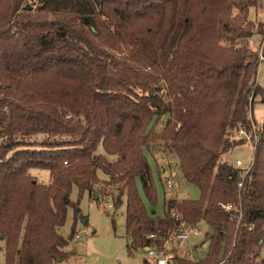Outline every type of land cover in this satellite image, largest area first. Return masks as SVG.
Masks as SVG:
<instances>
[{"label":"trees","instance_id":"1","mask_svg":"<svg viewBox=\"0 0 264 264\" xmlns=\"http://www.w3.org/2000/svg\"><path fill=\"white\" fill-rule=\"evenodd\" d=\"M259 3L0 0V264L66 259L81 217L74 187L80 197L110 196L114 207L125 201L129 248L149 245L150 234L159 243L176 210L210 232L203 258L173 264H264V120L248 117L262 90L259 50L249 47L256 34L264 52V23L249 17ZM252 126L258 140L242 179L224 155ZM156 140L199 189L196 199H165L163 216L140 194L157 200L145 154ZM32 168L47 170L48 183ZM70 206L66 238L59 228Z\"/></svg>","mask_w":264,"mask_h":264},{"label":"rangeland","instance_id":"2","mask_svg":"<svg viewBox=\"0 0 264 264\" xmlns=\"http://www.w3.org/2000/svg\"><path fill=\"white\" fill-rule=\"evenodd\" d=\"M249 17L254 21L264 23V0H260L259 5L250 9ZM249 47L254 50L262 48L259 35L255 34L249 39ZM256 81L262 90L253 98L250 111L256 126H260L264 120V60L260 61L257 67ZM154 123H156L155 130H160L164 123V117L154 118L152 124ZM162 147L156 140L152 142L149 149H145V154L153 170L157 192V200L153 205L147 201L140 187V194L148 210H153L157 216L164 214L165 199L177 198L181 200L199 197L198 187L183 177L176 154L167 153ZM97 152L104 153V150L99 147ZM253 152L251 141L247 137L245 142L227 152L224 158L226 157L232 164L239 159L242 162V167L245 168L251 164ZM168 164L172 166L177 181L176 189L165 187L167 171L161 173L160 168L166 169ZM29 174L34 176L39 183L46 184L49 181V173L45 169L32 168L29 170ZM97 176L102 183L107 179V175L101 169H97ZM70 197L73 202H78L80 209L81 217L79 216L75 223V233L79 232V238L73 236L69 239V244L65 249L70 254L59 264H143L144 259L151 261L143 247L129 248L131 238L127 237L125 230V201L118 207L108 208L104 202L103 194H100L98 200L93 196L89 197L87 193H83L80 197L76 187L73 188ZM73 220L74 209L70 206L67 210L65 223L59 228L66 238L71 232ZM196 227L200 230V234L191 233L188 239L180 242L179 246L183 251H188L186 256L194 260L201 259L206 255L209 242L205 233L210 232V227L202 221L196 224ZM0 245L2 246V242ZM1 260H3L2 252L0 253Z\"/></svg>","mask_w":264,"mask_h":264},{"label":"built area","instance_id":"3","mask_svg":"<svg viewBox=\"0 0 264 264\" xmlns=\"http://www.w3.org/2000/svg\"><path fill=\"white\" fill-rule=\"evenodd\" d=\"M262 60H264V52L262 48H260L259 61H262ZM250 109H251V106L249 107L248 117L252 119ZM238 136L244 137L245 140L248 137L249 141H251V146L254 150L257 140H258L255 126H252L250 132H246L243 129H240L238 131ZM251 164L243 168L241 160L237 159L234 162L233 166L235 168L241 169L240 176L243 179L244 176L249 171ZM238 186H241V182L238 183ZM165 187L167 189L177 188V181L174 176V172L170 167H168L167 176L165 177ZM95 188L96 190L101 189L100 185H97ZM173 199L178 200L177 198H173ZM104 202L106 203V206L108 208L113 207V202L110 196H104ZM224 207L226 210H230L232 208V205L229 204ZM172 214L174 215V218L177 221V225L175 229L168 232L166 236L162 237V240L159 243L155 241L156 239L155 234H150L148 237L151 239V243L149 245L143 246L146 251L147 256L150 257L151 260H153L155 264H173V259L175 257H182L180 253V248H179L180 242L182 240L188 239L191 233H194L196 235L200 234V230L196 227V225H192V226L187 225L184 221L180 219V216L176 210H174ZM74 236L75 238L78 239L79 232H76Z\"/></svg>","mask_w":264,"mask_h":264},{"label":"crops","instance_id":"4","mask_svg":"<svg viewBox=\"0 0 264 264\" xmlns=\"http://www.w3.org/2000/svg\"><path fill=\"white\" fill-rule=\"evenodd\" d=\"M168 167H170L171 169H172V166L171 165H167V168L165 169L164 167H161L160 168V171H161V173H163V171L165 172V171H167L168 170ZM131 240V239H130ZM131 242V241H130ZM144 248V247H143ZM188 251H183L182 249H180V253H181V256H186L188 253H187Z\"/></svg>","mask_w":264,"mask_h":264},{"label":"water","instance_id":"5","mask_svg":"<svg viewBox=\"0 0 264 264\" xmlns=\"http://www.w3.org/2000/svg\"><path fill=\"white\" fill-rule=\"evenodd\" d=\"M97 198V196H95V199ZM131 241V240H130Z\"/></svg>","mask_w":264,"mask_h":264}]
</instances>
